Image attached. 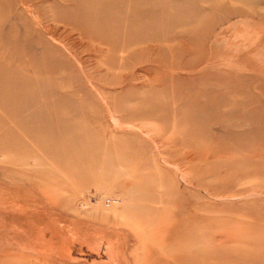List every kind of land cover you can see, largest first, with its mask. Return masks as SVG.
Masks as SVG:
<instances>
[{
    "label": "rangeland",
    "instance_id": "obj_1",
    "mask_svg": "<svg viewBox=\"0 0 264 264\" xmlns=\"http://www.w3.org/2000/svg\"><path fill=\"white\" fill-rule=\"evenodd\" d=\"M0 264H264V0H0Z\"/></svg>",
    "mask_w": 264,
    "mask_h": 264
},
{
    "label": "bare ground",
    "instance_id": "obj_2",
    "mask_svg": "<svg viewBox=\"0 0 264 264\" xmlns=\"http://www.w3.org/2000/svg\"><path fill=\"white\" fill-rule=\"evenodd\" d=\"M107 199H109L111 201V203L109 205H111V204L113 205V204H115L117 202V200H115L113 198H107ZM108 206H104V207H108Z\"/></svg>",
    "mask_w": 264,
    "mask_h": 264
},
{
    "label": "built area",
    "instance_id": "obj_3",
    "mask_svg": "<svg viewBox=\"0 0 264 264\" xmlns=\"http://www.w3.org/2000/svg\"><path fill=\"white\" fill-rule=\"evenodd\" d=\"M111 203V201L109 199H104V205L108 206Z\"/></svg>",
    "mask_w": 264,
    "mask_h": 264
}]
</instances>
